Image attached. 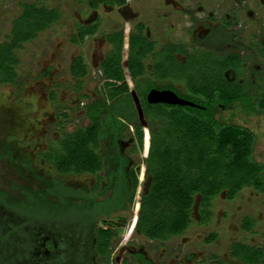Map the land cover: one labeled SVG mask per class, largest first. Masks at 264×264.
I'll return each mask as SVG.
<instances>
[{"label": "trees", "instance_id": "obj_1", "mask_svg": "<svg viewBox=\"0 0 264 264\" xmlns=\"http://www.w3.org/2000/svg\"><path fill=\"white\" fill-rule=\"evenodd\" d=\"M128 1L91 0V4L93 8L100 2L122 6ZM58 19L56 10L34 4L22 6L21 14L12 20L8 41L0 43V49L5 50L0 51L1 85H15L18 63L13 52ZM142 28L140 25L135 33L124 29L106 36L111 49L99 67L102 96L84 107L89 124L62 132L45 153L44 160L57 175L95 174L101 170V159L95 152L99 141L108 134L118 138L126 124H131L137 145L145 157L139 179H150L142 195L133 200L129 198L136 213L134 226L145 238L165 242L183 235L188 229L196 196L199 224H206L211 202L220 194L226 201H232L245 188L264 194V164L252 159L255 135L242 126L225 124L216 118L218 111L234 105L247 116L264 113V49L260 51L263 60V70L258 77L260 87L252 94L244 82H229L223 76L228 68L237 77L241 76L235 57L212 61L200 57L197 60L194 56L200 51L188 54L181 46L172 44L156 51L155 44L143 36ZM96 30L95 24L78 26L76 36L71 40L80 43ZM176 53L183 55L185 61L177 60ZM147 55H151L150 70H146L143 63ZM189 63L193 70L190 77L185 74L183 78L178 75L177 79H169ZM68 71L76 80L75 90L80 92L81 80L87 75L82 57L72 59ZM167 72L172 75L166 76ZM176 82L183 90L193 92L192 99L186 101L195 107L146 102V94L151 89H168L181 98ZM49 98L55 101L52 93ZM58 117L59 124L67 118L65 114ZM8 156L12 162L13 156ZM132 180L134 188L135 175ZM65 189L59 183L49 187L48 195L53 194L58 200L54 203L47 200L46 194L37 195L34 203L39 208L40 219L48 216L45 213L47 204L56 210V219L61 217L62 209L67 205L61 195ZM26 198L28 204L36 199L32 195ZM0 205L13 209L17 203L11 195L0 191ZM23 217L28 219L27 213H23ZM254 225L255 220L246 216L240 228L250 232ZM8 234L6 226L0 224V241ZM215 238L212 234L205 241L211 243ZM97 241L98 250L106 254L108 243L105 238L99 237ZM230 258L234 260L230 264H264V249L234 242L230 246Z\"/></svg>", "mask_w": 264, "mask_h": 264}, {"label": "rangeland", "instance_id": "obj_2", "mask_svg": "<svg viewBox=\"0 0 264 264\" xmlns=\"http://www.w3.org/2000/svg\"><path fill=\"white\" fill-rule=\"evenodd\" d=\"M25 4L56 10L59 19L38 33L33 40L24 43L20 50L13 52L18 63L15 67V85L0 84V143L6 138L17 141L18 146L23 148L34 143L37 137L41 144L57 141L62 132H71L76 127L87 124L83 112L76 109L64 111L68 116L67 121L59 124V113L68 105L67 100L74 96L75 83L68 71L69 64L73 58L82 57L87 68V75L82 80V93L87 96V100L94 99L95 91L101 84L100 63L111 49L105 38L120 29L133 31L136 24H143L144 36L154 42L157 49L166 43L203 49L204 46L194 41V37H203L208 24L213 25L211 22L215 21L211 16L218 19L226 13H234L238 19L235 26L241 43L254 48L264 46V0H129L127 6L121 8L102 3L93 8L91 0H0V43L8 41L12 20L21 14ZM92 24L97 26L92 36L85 37L80 43L72 42L78 26ZM3 50L0 49L2 52ZM218 54H223V51ZM200 57L211 61L219 59L218 55L208 54L206 51L196 53L194 59L198 60ZM149 63V59L145 61V65ZM190 64L182 67L179 73L175 72L174 78L171 72H167L166 76H171L169 79H177L178 75L183 78L185 74L190 77L193 74ZM257 66H261V61L256 62L253 70L256 71ZM246 78L244 76L243 80ZM176 83L181 90L180 97L192 99L193 92L183 90L180 83ZM257 86L260 87L258 84ZM50 93L54 94L56 108L52 106ZM32 110L35 111L31 112ZM42 112L46 114L41 115ZM33 118H37L42 124L38 125L35 138L26 139L28 132L22 131ZM216 118L222 123L250 130L255 135L252 159L264 164V113L247 116L233 108L218 111ZM10 125L14 128L8 129ZM142 162L139 164H143ZM8 170L0 160V188H8L10 180L15 177ZM78 183L79 180L75 178L67 180L69 185ZM195 199L191 224L183 235L161 245H149L147 241L139 240V244L156 264L231 263L234 261L229 253L234 242L264 249V194L245 188L232 201H226L223 194H220L211 202L210 218L206 224H199L196 209L198 197ZM246 216L255 220L250 232H244L240 228ZM212 234L216 238L207 243L205 239ZM190 255L192 258L186 261V257Z\"/></svg>", "mask_w": 264, "mask_h": 264}, {"label": "flooded vegetation", "instance_id": "obj_3", "mask_svg": "<svg viewBox=\"0 0 264 264\" xmlns=\"http://www.w3.org/2000/svg\"><path fill=\"white\" fill-rule=\"evenodd\" d=\"M100 3L119 8L128 4L116 6L105 2ZM211 18L215 22H211L213 25L208 24L202 34L203 37L199 35L197 38L194 37V41L196 40L204 46L203 49L166 43L159 49L155 45L156 51L172 44L181 46L188 54L206 51L218 55L221 59L233 56L239 62L238 70L241 76L237 77L235 72L228 68L223 73L225 80L244 82L245 86L247 83L246 89L255 94L256 88H259L257 86V84L259 85L258 77L263 70L260 51L264 49V46L254 48L251 45L244 46L241 43V40L238 39L239 31L235 26L238 24L236 14L226 13L218 19L212 16ZM140 25L143 26V33L144 25L140 23L136 24L133 31H127L135 33L136 28ZM121 30L124 29L119 31ZM225 48L227 49L225 50ZM219 51H223V54H218ZM175 57L180 62L185 61L183 55L176 53ZM148 59L151 62V55H147L143 60L144 65ZM258 60L261 61V66H257L255 71L253 69ZM145 68L150 70V63L145 65ZM244 76H247L246 80H243ZM82 80L80 92H77L74 86V96L67 100L68 105L58 116L62 114L67 116L64 111L70 112L72 109L80 110L85 115L84 107L101 98L100 89L103 83L101 72L99 76L101 84L95 91V98L90 99V101L82 93ZM74 83L76 84L75 79ZM177 89L179 88L177 87ZM81 95L85 97H81ZM51 102L53 108H56V99ZM233 108H236V105L221 111H228ZM50 109L52 110L51 106ZM44 114L46 112H42L41 115ZM58 118L60 119V117ZM67 118L63 123H66ZM40 120H42L41 117ZM40 120L33 118L25 126L22 132H28L26 139L35 138L38 125L42 124ZM88 124L87 122L85 126L80 127H86ZM10 128L13 129L14 127L10 125L8 129ZM55 142L41 144L37 137L34 143L26 145V148L18 146L17 141H10L6 138L0 143V160L9 169L8 172H11V176H15L14 179L10 180L8 188H0V191L11 195L17 203L15 207L12 205L13 209L0 205V224L6 226V230L9 232L8 236L3 237L0 241V264H156L155 260L139 244V240H145L149 245H161L176 237L165 242L152 241L142 236L135 229L136 213L133 204L129 202V198L132 197L133 200L137 195H142L147 190L150 179H139V171L145 163V157L137 145L132 125L126 124L118 138H115L113 134H108L99 141L95 147V152L101 159V170L95 174H55L44 160L45 153L49 147H53ZM38 150L41 151L38 152ZM8 151L10 154H7ZM8 155L13 156L12 162ZM35 160H40V162L36 163ZM140 161H143V164H139ZM133 175L137 180L134 188ZM69 178L79 180L78 185L67 184ZM56 183L66 188L61 195L67 205L63 207L61 217L56 219V210L47 204L45 213L48 216L46 219L44 217L40 219L38 217L39 208L34 203L37 200V195L39 193L46 194L47 200L53 203L57 202L58 200L53 194L48 195L49 187L53 188ZM29 195L36 197L35 200L29 202L31 205L28 204L26 198ZM23 213H27L28 219H24ZM99 237L100 239L101 237L105 238L108 243L106 254H102L96 246ZM186 258L188 261L192 255ZM219 264H230V262L220 261Z\"/></svg>", "mask_w": 264, "mask_h": 264}, {"label": "water", "instance_id": "obj_4", "mask_svg": "<svg viewBox=\"0 0 264 264\" xmlns=\"http://www.w3.org/2000/svg\"><path fill=\"white\" fill-rule=\"evenodd\" d=\"M148 104H166L176 106H190L195 105L189 101L177 97L172 91L151 89L146 96Z\"/></svg>", "mask_w": 264, "mask_h": 264}]
</instances>
